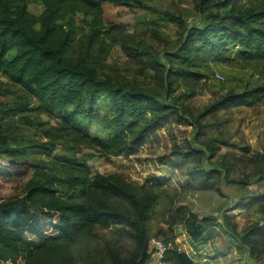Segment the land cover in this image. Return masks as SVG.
<instances>
[{
	"label": "rangeland",
	"instance_id": "1",
	"mask_svg": "<svg viewBox=\"0 0 264 264\" xmlns=\"http://www.w3.org/2000/svg\"><path fill=\"white\" fill-rule=\"evenodd\" d=\"M43 7L41 0L27 3L35 15ZM91 16L80 7L74 13L78 26ZM95 16L94 27L102 33L112 26L113 37L100 33L103 46L92 48L87 63L109 84L140 88L153 96L164 107V120L150 121L147 110L115 126L109 120L117 109L106 93L64 110L49 109L0 71V133L8 143L0 151V201L20 195L33 171H45L56 177L55 194L85 204H111L133 216L128 194L96 188L89 178L76 183L72 168L119 177L134 187L153 183L156 204L141 223L146 251L142 255L139 249L138 230L93 223L90 235L33 260L177 264L173 257L151 255L147 245L155 238L169 250L184 251L196 264H264V226L243 240L248 228L264 224V162L257 155L264 138V90L246 104L215 106L228 91L264 87V61H242V46L228 44L220 49V59L206 50L194 63L179 64L175 54L187 29L200 27L205 17L195 0H118L103 3ZM12 55V50L6 54ZM176 69L199 75L174 74ZM147 123L154 130L140 144H130ZM118 134L121 140L113 143ZM191 215L204 224L194 240L184 225Z\"/></svg>",
	"mask_w": 264,
	"mask_h": 264
},
{
	"label": "trees",
	"instance_id": "2",
	"mask_svg": "<svg viewBox=\"0 0 264 264\" xmlns=\"http://www.w3.org/2000/svg\"><path fill=\"white\" fill-rule=\"evenodd\" d=\"M30 1L0 0V71L11 82L49 109L64 110L68 106L78 105L82 100H93L106 93L117 109L109 122L118 127L147 110L153 116L150 121L164 120L160 115L164 107L153 96L146 95L140 88L109 84L98 78L86 61L87 56L94 54V46H103V35L113 37L112 26L102 33L94 27L98 22L96 13L103 3H116L118 0H82V5L78 0H41L44 7L39 15L28 11L27 3ZM245 1L195 0L196 9L205 17L200 27L187 29L175 54L179 64L194 63L197 54L206 50L220 59V49L228 44L242 46L239 53L242 61H264V0ZM79 7L82 13L92 15L89 20L81 19L80 26L74 19ZM169 20H175L173 15L169 16ZM76 34H79L77 38ZM9 50L13 51L11 58L6 56ZM176 72H182L185 76L199 75L181 69H176L174 74ZM169 84L170 80L167 86ZM263 90L264 87L236 93L228 91L215 106L246 104L250 102V97H256ZM153 128L145 124L129 141L130 144H140ZM262 135L264 137V131ZM119 140V134L112 138L113 143ZM7 148V136L0 133V151ZM257 155L263 163L264 138ZM72 169L77 173L72 176L76 183L89 178L96 188L128 194L134 208L133 216L127 210L113 208L111 204H85L74 197L63 198L55 194V175L33 171L20 195L0 201V264H44L43 259L36 257L34 261L33 258L37 254L49 256L51 252L64 247L65 243L90 235L93 223L102 227L122 224L138 230L137 243L144 255L147 238L141 223L156 204L158 196L152 189L155 184L143 183L134 187L119 177L97 172L89 175L88 169ZM100 192L104 196L107 191ZM190 218L184 220L185 231L194 240L203 231L204 224L196 221L193 215ZM263 226L254 224L248 228L249 232L243 240L249 233L261 231ZM168 257H173L177 264H196L184 251L167 249L161 259Z\"/></svg>",
	"mask_w": 264,
	"mask_h": 264
},
{
	"label": "built area",
	"instance_id": "3",
	"mask_svg": "<svg viewBox=\"0 0 264 264\" xmlns=\"http://www.w3.org/2000/svg\"><path fill=\"white\" fill-rule=\"evenodd\" d=\"M216 78H218L219 80L222 79V77L220 75H217ZM148 250L151 252L152 256H159L158 258L160 259L162 257V254L167 250V247L165 246V244L155 238H151L148 241Z\"/></svg>",
	"mask_w": 264,
	"mask_h": 264
}]
</instances>
